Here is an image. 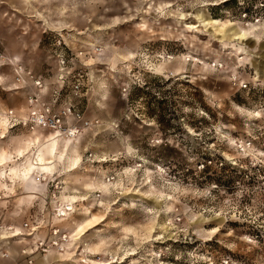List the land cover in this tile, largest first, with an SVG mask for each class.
<instances>
[{
    "label": "rangeland",
    "instance_id": "374dc122",
    "mask_svg": "<svg viewBox=\"0 0 264 264\" xmlns=\"http://www.w3.org/2000/svg\"><path fill=\"white\" fill-rule=\"evenodd\" d=\"M263 23L264 0H0V186L36 196L2 220L38 227L2 264H264ZM32 94L78 138L29 130Z\"/></svg>",
    "mask_w": 264,
    "mask_h": 264
},
{
    "label": "built area",
    "instance_id": "2783aa9c",
    "mask_svg": "<svg viewBox=\"0 0 264 264\" xmlns=\"http://www.w3.org/2000/svg\"><path fill=\"white\" fill-rule=\"evenodd\" d=\"M248 14H244L246 16ZM35 86H39V81H34ZM55 100L52 103H46L41 100L39 95L32 94L27 98L26 101V120L24 121V125L29 128V130H50V131H60L64 135L72 136V131H74L77 136L78 127L77 123L83 122L80 117V113L76 112L71 106L59 107L55 106ZM7 120L8 123L16 122L15 114L13 111L7 112ZM11 120V121H10ZM84 124H88L84 122ZM16 125V124H14ZM2 211L3 208L0 207V232L2 229H8L12 227H5L3 225L2 220ZM24 234L30 235L35 232L33 229L29 227L27 222H24L20 227ZM10 231V229L8 230ZM27 231V232H26ZM58 231L53 230L52 234L57 235ZM31 250H22L21 254L25 256V258H29Z\"/></svg>",
    "mask_w": 264,
    "mask_h": 264
},
{
    "label": "bare ground",
    "instance_id": "6f19581e",
    "mask_svg": "<svg viewBox=\"0 0 264 264\" xmlns=\"http://www.w3.org/2000/svg\"><path fill=\"white\" fill-rule=\"evenodd\" d=\"M218 21V20H217ZM216 20L214 22H212L213 24H217ZM219 24V23H218ZM264 24V23H263ZM241 36V35H240ZM242 38V37H241ZM6 118V123H8V120H7V117L5 116ZM53 134H56L58 137H61L62 139L64 140H68L69 142L72 141V140H75L76 138H78V136H76L74 133V131H72V136H68V135H64L62 134L60 131L56 130L54 132H52ZM71 144V143H70ZM69 146V145H68ZM67 146V147H68ZM58 147V146H57ZM69 149V148H67ZM56 151V142L53 143V147H52V153H54ZM68 151V150H67ZM40 161V166L42 167H45L46 165H49L51 164V162H43L42 159L39 160ZM33 164V163H32ZM41 171V169H40ZM42 176V175H41ZM40 176V178H41ZM32 178V177H31ZM43 179L45 180L46 179V176L43 177ZM39 181V179H38ZM7 198L5 197V192H2L0 190V204H4V201L6 200ZM67 202H63L61 203L60 207L58 208L59 210V216L58 219H63L64 217H66L73 209L72 207V201L70 200H66ZM1 208H5V206L3 205H0ZM64 221V220H63ZM38 227L34 228L33 230L36 231ZM10 229V231H8ZM87 229V228H86ZM26 234H24L22 232V230L20 228H16V227H12V228H8V229H2V231L0 232V238L1 239H4L5 242H9L10 239L12 238H16V237H19V236H24ZM31 236L34 235L33 233L30 234ZM83 235V233L81 234V236ZM65 239H66V236H65ZM66 241V240H65ZM72 242H74V239L72 240ZM71 242V243H72ZM70 243V244H71ZM61 247L64 249V244H61ZM60 256V255H59ZM38 264H41V263H38Z\"/></svg>",
    "mask_w": 264,
    "mask_h": 264
},
{
    "label": "crops",
    "instance_id": "0c3cea01",
    "mask_svg": "<svg viewBox=\"0 0 264 264\" xmlns=\"http://www.w3.org/2000/svg\"><path fill=\"white\" fill-rule=\"evenodd\" d=\"M7 124V123H6ZM12 140V139H11ZM27 143V142H26ZM25 142L23 143L26 144ZM0 190L3 192L4 190H2L1 186H0ZM18 192V191H17ZM37 195V194H35ZM32 197H36V196H32ZM31 197V198H32ZM30 197L28 196H22L21 192L19 194H12L10 195L5 201H4V204H0V205H6L9 207H20L19 205L20 204H24L26 205L25 207H29L30 205H32V203H35L34 201L32 202ZM20 203V204H19ZM6 217H4V220L5 221ZM10 244V241L7 243L4 241V239H1L0 238V264H2V262H4L5 259H9V258H5V255L6 254H12L9 248V245ZM8 245V247L6 246ZM2 259V260H1ZM10 260H13V254L11 255V258ZM8 262V261H7ZM38 263H41L43 264L42 260L38 261ZM37 263V264H38Z\"/></svg>",
    "mask_w": 264,
    "mask_h": 264
},
{
    "label": "trees",
    "instance_id": "16d2710c",
    "mask_svg": "<svg viewBox=\"0 0 264 264\" xmlns=\"http://www.w3.org/2000/svg\"><path fill=\"white\" fill-rule=\"evenodd\" d=\"M248 10H245V13L244 14H247L246 12H247ZM256 15H258V14H256ZM204 169L206 170L207 169V166H206V168L204 167Z\"/></svg>",
    "mask_w": 264,
    "mask_h": 264
},
{
    "label": "clouds",
    "instance_id": "9594fccd",
    "mask_svg": "<svg viewBox=\"0 0 264 264\" xmlns=\"http://www.w3.org/2000/svg\"><path fill=\"white\" fill-rule=\"evenodd\" d=\"M17 59H19V57H17Z\"/></svg>",
    "mask_w": 264,
    "mask_h": 264
}]
</instances>
